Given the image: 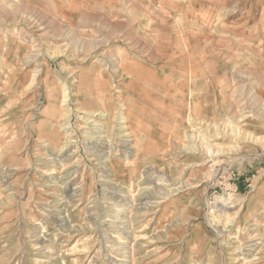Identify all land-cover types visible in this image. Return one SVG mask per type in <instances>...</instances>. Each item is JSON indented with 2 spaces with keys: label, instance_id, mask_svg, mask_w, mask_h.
Wrapping results in <instances>:
<instances>
[{
  "label": "rangeland",
  "instance_id": "rangeland-1",
  "mask_svg": "<svg viewBox=\"0 0 264 264\" xmlns=\"http://www.w3.org/2000/svg\"><path fill=\"white\" fill-rule=\"evenodd\" d=\"M19 1L0 0V264H264V0ZM242 103L221 154L182 152L191 115ZM120 112L135 156L112 174L99 151Z\"/></svg>",
  "mask_w": 264,
  "mask_h": 264
},
{
  "label": "bare ground",
  "instance_id": "bare-ground-1",
  "mask_svg": "<svg viewBox=\"0 0 264 264\" xmlns=\"http://www.w3.org/2000/svg\"><path fill=\"white\" fill-rule=\"evenodd\" d=\"M13 1V0H12ZM20 1L19 0H15V3H19ZM27 21L30 25L29 28L33 27V28H36L37 30H44V29H48V25H49V22L47 21L46 18H44L43 16H41L40 14H37V13H31L29 14L28 18H27ZM39 28V29H38ZM222 28V27H220ZM183 29V28H182ZM205 30V28H204ZM186 31H189V32H192V36L194 35H198V34H201V32L203 31L201 28L198 29L197 31L195 30H186ZM213 36L214 35H218L217 33H215L213 31ZM27 36L29 37V39L26 38V40H30L32 39V37L34 38V31H29ZM24 37V35L22 36ZM203 36L199 37V39H201ZM206 39V45H211L213 44V40H208V38H205ZM210 39V38H209ZM218 39V38H217ZM159 41V40H158ZM78 42V40H77ZM82 42V41H81ZM169 42V41H168ZM176 42V41H175ZM78 45V44H77ZM82 45V44H81ZM142 45V44H141ZM204 45V44H203ZM138 46V45H137ZM80 47V46H79ZM78 47V48H79ZM204 49V48H203ZM199 50V49H198ZM222 50V49H221ZM190 51H194L192 48ZM219 52V51H218ZM225 53H229V51L227 50H224ZM200 53V52H199ZM193 55V53H192ZM191 55V56H192ZM219 56H224L223 54L221 55V53H219ZM203 57V56H202ZM201 59H204L202 58ZM114 60V59H113ZM206 57H205V59ZM203 60V61H204ZM202 62V61H201ZM229 62V61H228ZM231 63V62H230ZM237 64V63H236ZM114 65V64H113ZM117 66V65H116ZM230 68V67H229ZM229 73V71H228ZM196 76V75H195ZM193 76V78L191 76H188V83L190 84V87L188 86V89H190V92H188L190 95L192 93H194V91H196V86L199 82V79L198 77H195ZM236 79L240 80L242 79L241 76H236L235 77ZM182 81V80H181ZM188 84V85H189ZM64 86V91H63V101L62 102H65L67 101L68 99V92H67V88H66V85L63 84ZM188 95V96H190ZM250 95V94H249ZM190 98V97H189ZM188 99V98H187ZM118 107V106H117ZM120 108V107H119ZM103 109V108H102ZM122 109V108H121ZM251 108L246 106H244V103H242L241 107H240V110L237 114V117L234 118V121L231 117H228L226 119V122H212V121H208V120H205L203 118H196L194 117L193 115H191L189 117V122L191 124V129H189L186 133H184V141L187 142L185 143L180 149L182 150V152L184 153H193V154H197V153H203L205 154L206 157H211V158H214L216 157L217 155L221 154L222 153V150L223 148L221 147L220 149L218 148V143L217 142H214V139H218V138H226V136L230 133H232L231 135L233 136H239L242 134V131L240 129V125L238 126H234L233 122H236L237 124L239 122H241L242 120H244L245 118H249L248 116H251L253 117L254 115V112L250 110ZM246 113H251V115L249 114H246ZM89 115L91 116H99L100 118H104V117H107V113L105 111H97V112H91L89 113ZM117 116H115V124H114V134H113V137L109 138L107 137L106 138V141L108 142L107 143V147H108V150L107 151H101L103 148L101 146V150L99 151V153L101 152L102 153H106V155L102 156L100 159H99V162L102 164V170L104 172H108V171H111L112 174H114L113 172V169L112 167L110 166L109 164V157L110 156H117L118 157V161H126L127 158H130L131 156H135V151H134V145L131 143L132 142V136L130 134V132L128 131V121H127V117L124 115V113L120 112L118 114H116ZM250 117V118H251ZM91 121V120H90ZM93 121H95V119H93ZM97 121V120H96ZM242 123V122H241ZM67 121L65 120L60 126L63 130H68L67 128ZM95 124H97V126H102L103 128L105 127L103 125V123H99L98 121L95 122ZM94 125V123H93ZM110 127V126H109ZM109 129V128H108ZM113 130V129H112ZM111 133V132H110ZM68 135V134H67ZM245 135V134H243ZM100 136V135H99ZM229 137V136H228ZM67 138V137H66ZM209 138H211L209 140ZM260 138V137H259ZM98 139V138H97ZM70 142V141H69ZM67 145H63L61 147V149L59 150H62L63 148H66ZM114 147H118V149L116 151H113V148ZM231 147V146H229ZM202 151V152H201ZM204 161V160H203ZM203 164V163H202ZM4 170V169H3ZM1 171V170H0ZM146 171L147 173L149 171H154L153 168H146ZM156 172V171H155ZM161 172V171H159ZM159 172H157V174L161 175ZM154 173V172H153ZM162 173V172H161ZM150 174V172L148 173V175ZM163 175V174H162ZM161 175V177H162ZM165 176V175H164ZM163 176V177H164ZM2 177V176H1ZM6 178V176H4ZM160 177V176H159ZM160 177V180L163 181V179H161ZM156 178V177H155ZM3 179V178H1ZM150 179V178H149ZM159 179V178H158ZM157 179V180H158ZM4 180V179H3ZM165 181L168 182L165 178ZM171 181V180H170ZM149 182V181H148ZM179 181H171V184L172 185H175L178 183ZM158 184L161 183L160 181L157 182ZM180 184L177 186V187H173V189L169 188L168 186L170 185V183L168 184V192H163V194L165 193H168L167 195H169V192L170 191H176V190H180L182 188H188V187H191L193 185H191L190 183H185V182H179ZM162 185V184H161ZM160 185V186H161ZM167 185V184H166ZM165 186V185H164ZM171 187V186H170ZM160 188V187H158ZM163 188V186H162ZM161 188V189H162ZM162 191H164L162 189ZM172 193V192H170ZM162 194V193H161ZM162 194V195H163ZM157 196V195H156ZM160 196V195H159ZM227 196V195H226ZM151 198V197H150ZM154 198V197H153ZM158 198V197H157ZM160 198V197H159ZM148 199V198H147ZM220 200L218 203H216L214 206L220 211L222 212L226 217L229 216V212L227 211H230L232 210L233 208H235V206H237L236 204L234 203H231L230 199L228 197H225L224 198H221V199H218ZM227 201L229 203H231L230 205H227ZM147 202V201H146ZM149 202V201H148ZM145 205V204H144ZM146 205H149V204H146ZM152 207V205H151ZM146 208V207H145ZM239 209L236 210V214L238 213ZM261 214L264 216V209L261 211ZM261 215V216H262ZM213 226L215 228H217V224L215 223H212ZM217 230V229H216ZM226 232V229L224 228H220L218 229V234H224ZM254 247L255 244L254 243H251L248 245V247ZM246 248H242L238 251H240V255L239 257H241L240 259L241 260H249L248 259V256H250V252L249 251H252V249L250 248H247V246L245 245ZM240 248V247H239ZM238 254V253H236ZM245 260V261H246ZM247 262V261H246Z\"/></svg>",
  "mask_w": 264,
  "mask_h": 264
},
{
  "label": "crops",
  "instance_id": "crops-1",
  "mask_svg": "<svg viewBox=\"0 0 264 264\" xmlns=\"http://www.w3.org/2000/svg\"><path fill=\"white\" fill-rule=\"evenodd\" d=\"M197 51H198V49H197Z\"/></svg>",
  "mask_w": 264,
  "mask_h": 264
}]
</instances>
